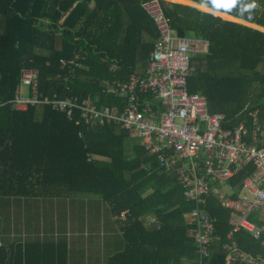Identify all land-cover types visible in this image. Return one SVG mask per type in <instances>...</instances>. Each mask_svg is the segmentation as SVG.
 Wrapping results in <instances>:
<instances>
[{
    "label": "trees",
    "instance_id": "1",
    "mask_svg": "<svg viewBox=\"0 0 264 264\" xmlns=\"http://www.w3.org/2000/svg\"><path fill=\"white\" fill-rule=\"evenodd\" d=\"M150 1L0 0V264H197L186 221L195 203L138 137L115 125H77L46 105L19 110L9 102L21 71L36 68L45 94H92L99 104L114 103L103 82L145 73L159 38L144 7ZM158 1L178 35L209 40L208 51L192 59L189 91L206 95L210 111L227 118L246 106L258 109L264 127V31L254 25L264 27V0ZM75 53L85 58L70 76L60 60ZM252 171L229 182L238 190ZM54 202L63 216L47 211ZM77 206L82 212L74 217ZM202 207L216 218L220 238L207 264H248L228 258L231 211L216 195ZM125 209L132 216L114 221ZM150 215L160 229L145 225ZM233 240L244 253L264 257V235L256 240L240 230Z\"/></svg>",
    "mask_w": 264,
    "mask_h": 264
},
{
    "label": "built area",
    "instance_id": "2",
    "mask_svg": "<svg viewBox=\"0 0 264 264\" xmlns=\"http://www.w3.org/2000/svg\"><path fill=\"white\" fill-rule=\"evenodd\" d=\"M144 7L155 20L159 38L145 60V73L132 72L125 80L103 82V92L115 95L114 103L99 104L92 94H45L40 90L36 68L21 71L17 91L9 102L19 110L46 105L64 112L77 125H115L138 137L162 168L175 172L185 199L195 203L186 221L195 241L197 264H207L213 242L220 239L215 235L216 218L202 207L208 195H216L221 205L231 211V242L225 246L228 258L264 264L262 255L244 253L233 240L234 233L240 230L256 240L264 235V224L253 219L264 221V127L259 110L246 106L234 119L223 112H211L206 95L188 89L194 68L192 59L208 51L209 40L178 35L158 0ZM84 58V54L75 53L61 59L60 67L74 76ZM110 68L115 70L117 64ZM249 166L253 171L237 190L229 180ZM131 216V211L125 209L112 218L123 223ZM145 225L157 230L162 227L155 215L148 216Z\"/></svg>",
    "mask_w": 264,
    "mask_h": 264
},
{
    "label": "crops",
    "instance_id": "3",
    "mask_svg": "<svg viewBox=\"0 0 264 264\" xmlns=\"http://www.w3.org/2000/svg\"><path fill=\"white\" fill-rule=\"evenodd\" d=\"M47 211H49V213H57V211L59 212V210L58 209H60L61 210V213H62V216H63V214H64V210H63V208H59L58 207V204H57V202H54V204H52V203H50V204H47ZM74 208V207H73ZM75 209H76V207L74 208V212H73V216L75 217V214H80L81 212H82V207L81 206H77V210L75 211ZM84 211V210H83ZM86 214V213H85ZM78 235V234H77ZM76 234H73V235H70L69 234V236H77Z\"/></svg>",
    "mask_w": 264,
    "mask_h": 264
},
{
    "label": "water",
    "instance_id": "4",
    "mask_svg": "<svg viewBox=\"0 0 264 264\" xmlns=\"http://www.w3.org/2000/svg\"><path fill=\"white\" fill-rule=\"evenodd\" d=\"M189 1H191V2H193L194 4H196V5H198V3H195L194 1H192V0H189ZM171 2H174V1H171ZM194 6V5H193ZM205 6V5H204ZM205 7H207V6H205ZM209 8V7H208ZM208 11V10H207ZM216 11V10H215ZM214 13V12H213ZM215 14V13H214ZM218 15V14H217ZM229 15V14H228ZM232 16V15H231ZM232 17H234V16H232ZM234 18H237V17H234ZM237 19H239V18H237ZM241 20H243V19H241ZM234 21H236V20H234ZM245 21V20H244ZM247 22V21H246ZM243 23V22H242ZM248 23H250V22H248ZM246 24V23H245ZM252 24H254V23H252ZM255 26H257V28L258 29H261V30H263L264 31V27H262V26H260V25H257V24H254Z\"/></svg>",
    "mask_w": 264,
    "mask_h": 264
},
{
    "label": "rangeland",
    "instance_id": "5",
    "mask_svg": "<svg viewBox=\"0 0 264 264\" xmlns=\"http://www.w3.org/2000/svg\"><path fill=\"white\" fill-rule=\"evenodd\" d=\"M164 1L167 2V3L171 2V1H167V0H164ZM25 93H27V88H25ZM228 192H230V191L228 190Z\"/></svg>",
    "mask_w": 264,
    "mask_h": 264
}]
</instances>
